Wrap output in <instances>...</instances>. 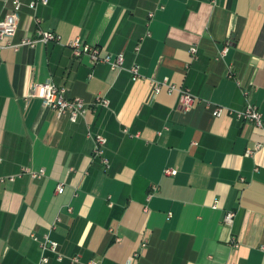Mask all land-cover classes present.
Segmentation results:
<instances>
[{
  "label": "crops",
  "instance_id": "0c3cea01",
  "mask_svg": "<svg viewBox=\"0 0 264 264\" xmlns=\"http://www.w3.org/2000/svg\"><path fill=\"white\" fill-rule=\"evenodd\" d=\"M19 1L8 42L38 28L59 41L0 50V264H36L45 235L64 256L46 264H264V129L213 115L248 102L264 114V0ZM10 7L0 0V18ZM74 38L122 53L123 68L75 56ZM49 79L88 103L76 121L28 96Z\"/></svg>",
  "mask_w": 264,
  "mask_h": 264
},
{
  "label": "built area",
  "instance_id": "2783aa9c",
  "mask_svg": "<svg viewBox=\"0 0 264 264\" xmlns=\"http://www.w3.org/2000/svg\"><path fill=\"white\" fill-rule=\"evenodd\" d=\"M11 4V7L8 11L0 18V50L4 46H12L17 48L19 45L28 44L34 45L36 42H48V41H59V36L50 30H42L40 28L36 29L35 37L33 38H22L18 43H10L8 40L15 34L17 28V22L19 18V11L21 9V2L19 0H4ZM48 0H31L28 3L30 8H35L38 4H46ZM5 41L6 43H3ZM72 53L75 56L81 54H87L93 62L103 61L107 63L111 69L123 68V54L117 53L114 57L106 54L104 56L99 55V49L96 46H90L89 44L81 43L78 38L71 39L68 42ZM227 47L223 49L221 53L226 51ZM191 54L194 56L196 53V47L192 46ZM133 78L138 76V65L132 64L128 68ZM170 88H173L171 86ZM160 90V86L155 87V92ZM28 96L36 97L41 100V103L44 106H47L53 109L57 116L66 114L70 121H76L80 116H82L85 111L88 109V103L80 97H67L65 95V88L61 85L55 84L52 80H46L44 82L32 83L29 86ZM196 97L186 88H180L179 94V103L182 109L188 110L191 108L192 103L195 101ZM96 104L106 106L108 100L104 97H97ZM224 112L232 113L237 118L242 120H247L252 122L255 126L264 129V114H262L256 106L251 103H247L242 110L233 111L231 109H225L222 106H216L213 109V115L219 116ZM88 134L91 133L88 131ZM93 149L92 155L99 158V160L105 165H108V159L104 155V146L106 143V138L100 134H94L93 136ZM251 151H247L246 155H249ZM165 174H175L176 169L174 168H165ZM27 175L31 178H41L44 175V169L39 168L37 170L31 169L30 167H23L21 171L16 176ZM14 177H8L7 179L12 180ZM4 179L1 178L0 181ZM64 189L63 183H58L56 185V192L61 193ZM70 210V207H67ZM234 216V211H226L223 216V221L226 224H231ZM59 220V217H57ZM33 239H37L34 234H31ZM57 241L49 238L48 235H45L43 240L39 241L40 246V256L36 264H46L49 261L48 252H51L55 255L57 260H62L64 256L57 251ZM236 245V243H235ZM264 250V246L261 247ZM136 255V253H134ZM68 260L72 263L79 262V255H71L67 257ZM84 264H99L94 259H89L85 261Z\"/></svg>",
  "mask_w": 264,
  "mask_h": 264
}]
</instances>
